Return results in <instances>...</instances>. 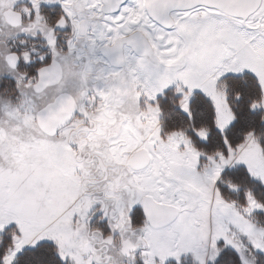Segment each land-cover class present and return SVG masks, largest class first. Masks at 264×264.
Returning <instances> with one entry per match:
<instances>
[{
    "label": "snow or ice",
    "instance_id": "snow-or-ice-1",
    "mask_svg": "<svg viewBox=\"0 0 264 264\" xmlns=\"http://www.w3.org/2000/svg\"><path fill=\"white\" fill-rule=\"evenodd\" d=\"M0 264H264V0H0Z\"/></svg>",
    "mask_w": 264,
    "mask_h": 264
}]
</instances>
